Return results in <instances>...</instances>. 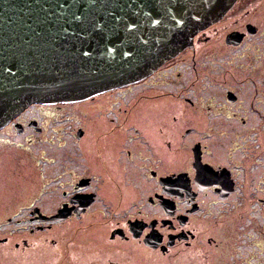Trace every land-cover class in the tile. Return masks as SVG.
<instances>
[{
    "label": "flooded vegetation",
    "instance_id": "obj_1",
    "mask_svg": "<svg viewBox=\"0 0 264 264\" xmlns=\"http://www.w3.org/2000/svg\"><path fill=\"white\" fill-rule=\"evenodd\" d=\"M210 45L215 48L207 52ZM200 59L206 68L210 64L203 61L213 60L214 73L209 81L216 89V101L205 104L208 107L205 115L198 114L204 125L191 122L179 133L178 145L184 147L186 155L180 158L179 165L169 164L161 155V145L154 138L150 140L142 127L135 126L122 142V148L117 147L118 142L111 151L100 152L109 156L118 148L114 159L120 165L124 183L115 184L120 192L116 203L105 197L99 183L104 178L117 181L114 174L83 175L67 168L71 173L64 172L48 180L62 187L54 208L46 210L44 199L41 202L40 197L38 201H31L21 219L8 218L7 238L16 234L13 226L14 230L27 234L24 236H41L49 234L59 224L88 215V233L96 226L104 227L109 230L111 242L106 245H121L107 250L106 245L102 248L98 245L95 237V247L103 252L95 254L97 261L90 264H140L126 259L130 253L123 252L124 242L136 251L142 250L152 264H202L204 248L213 250L212 264H264V0H237L211 28L196 35L193 46L150 76L106 93L112 95L146 87L150 79L172 72L179 63L187 64L189 60L193 69H199L197 60ZM201 84L203 90L210 91L204 77ZM168 91L162 90L165 96L148 101H163L169 105L171 102L166 96L173 93ZM185 91L184 99L195 106L196 94L186 86ZM169 107L145 114L149 120L152 118L151 122L146 120L149 124L145 129L164 137L169 125L161 118L162 112L171 110ZM24 113L7 128L19 125L28 130L29 122L23 118ZM107 114L105 110L103 117L119 126L116 116L107 118ZM109 136L103 137L104 147L110 146L111 139H116ZM95 143L99 148L102 145ZM96 144L92 146L88 141L89 169L93 166L94 150L100 151L94 148ZM168 145L172 147L171 141ZM64 175L71 176L68 184L62 181ZM122 186L133 188L136 196L124 206ZM83 201L89 204L77 215L76 210ZM62 208L72 209V215L63 221L47 219ZM95 214L102 218L109 215L98 224L90 221ZM208 234L211 235L204 239ZM90 240L89 237L88 245Z\"/></svg>",
    "mask_w": 264,
    "mask_h": 264
},
{
    "label": "rangeland",
    "instance_id": "obj_2",
    "mask_svg": "<svg viewBox=\"0 0 264 264\" xmlns=\"http://www.w3.org/2000/svg\"><path fill=\"white\" fill-rule=\"evenodd\" d=\"M213 25L214 23L208 28ZM208 47L207 52L215 48L214 45ZM190 61L183 65L179 63L174 71L163 73L156 79H150V84L140 89L132 88L112 95L107 92L99 98L80 103L32 105L24 111L23 115L26 122H29L28 130L25 131L23 128L19 132L17 126L14 128L5 126L3 130H0V264H90L97 261L95 254L102 253L103 249L100 251V248L95 247L94 238L98 239V245L101 248L105 247L106 244L111 243L109 230L96 226L88 233V215L59 224L49 234L41 236H24L27 234L14 230L13 226L12 229L16 234L10 238H7L8 218L15 216L21 219L26 212V207L31 201H38L39 197L41 202L44 199L43 205L46 206V210H52L57 202L56 199L60 198L62 187H56L54 183L49 182V179H54L64 172L69 173L70 169L71 172L76 171L83 175L114 174L117 181L104 178V181L99 183L105 197L116 203L120 199V192L117 191L115 184L124 183V181L121 182L123 174L119 169L120 165L114 159L118 148L113 149L109 156H104V153L101 155L100 152L106 149L111 151L110 148L112 146L116 148L118 142L120 144L117 147L122 148L124 146L122 142L127 138L126 136L131 135L135 126L142 127L150 140L154 138L161 145V155L169 161V164L179 165L182 162L180 158L184 159L186 156L184 147L178 145L179 133L191 122L199 126L204 125L203 119H199L198 114L205 115L208 104L216 101V89L209 81L211 74L214 73L211 67L213 60L203 61L210 64L209 68L202 65L201 59L197 60L200 63L199 66L197 65L199 69H193ZM201 67H203V73ZM203 77L205 81H208L210 91L203 90L201 84ZM185 86L196 94L195 106L184 99ZM162 90L173 93L172 96H166V100L169 99L171 102L169 104L171 110L162 112L161 119L166 120L169 125L164 137L156 131H148L149 128L145 129L148 122L152 121V118L149 120L145 114L170 108L163 101H148L162 96L164 94ZM151 102L153 103L149 104ZM105 110L108 111L107 118L116 116L119 126H115L104 118ZM157 125L155 123V126ZM82 130L84 132L79 136ZM105 133H107L106 136L112 134L109 137H116V139L109 138L111 142L107 147H104L102 143ZM106 136L104 139L107 138ZM88 141L92 146L96 144L95 142L102 144L100 148L97 144V147H94L100 151L94 150L91 169L88 165ZM169 141L172 144L171 148L168 145ZM70 180L71 176H63L62 181L67 184ZM122 188L124 191L122 206H124L125 203L136 199V196L133 188L124 186ZM108 215H103L102 218L101 215L95 214L90 221L101 224ZM244 231L242 229V232ZM209 235L211 234L204 239ZM89 237L91 242L88 245ZM116 244L118 247L121 246L115 243L106 245V249L116 248ZM122 249L125 254L130 253L126 255L127 260L136 263L138 261L140 264H152L148 257L142 254V250L132 249L127 242L122 244ZM235 253L239 254V251L236 250ZM244 253L246 254V251ZM212 254L211 248H204L202 264H212L210 261Z\"/></svg>",
    "mask_w": 264,
    "mask_h": 264
},
{
    "label": "water",
    "instance_id": "obj_3",
    "mask_svg": "<svg viewBox=\"0 0 264 264\" xmlns=\"http://www.w3.org/2000/svg\"><path fill=\"white\" fill-rule=\"evenodd\" d=\"M236 1L0 0V130L32 105L80 103L144 79ZM80 204L77 215L89 203Z\"/></svg>",
    "mask_w": 264,
    "mask_h": 264
}]
</instances>
